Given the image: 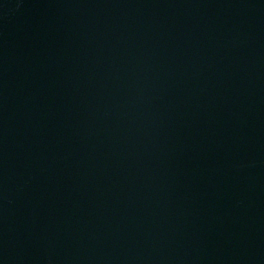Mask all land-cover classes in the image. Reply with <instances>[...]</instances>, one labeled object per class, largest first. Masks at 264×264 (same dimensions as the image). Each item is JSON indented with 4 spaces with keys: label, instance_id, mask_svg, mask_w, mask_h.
I'll return each instance as SVG.
<instances>
[{
    "label": "water",
    "instance_id": "obj_1",
    "mask_svg": "<svg viewBox=\"0 0 264 264\" xmlns=\"http://www.w3.org/2000/svg\"><path fill=\"white\" fill-rule=\"evenodd\" d=\"M0 264H264V0H0Z\"/></svg>",
    "mask_w": 264,
    "mask_h": 264
}]
</instances>
